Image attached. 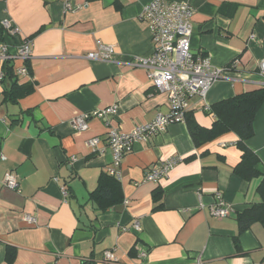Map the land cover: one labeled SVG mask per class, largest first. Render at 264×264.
I'll list each match as a JSON object with an SVG mask.
<instances>
[{
	"label": "crops",
	"instance_id": "0c3cea01",
	"mask_svg": "<svg viewBox=\"0 0 264 264\" xmlns=\"http://www.w3.org/2000/svg\"><path fill=\"white\" fill-rule=\"evenodd\" d=\"M150 1L75 0L80 7L66 11L64 0H0V39H20L3 33V20L33 39L29 75L18 80L33 90L11 101L5 89L13 80L0 84V264H264L261 222L239 235V247L234 240L238 213L262 201L260 178L234 172L242 156L234 131L198 146L186 122L170 124L150 141L134 142L124 157L123 202L101 211L90 200L101 174L113 167L109 126L92 118L79 130L74 118L116 104L111 126L130 132L170 108L168 92L132 65L151 50L141 17ZM184 1L195 8L192 50L216 67L237 60L204 99H190L191 116L211 127L215 116L206 106L264 86V0ZM99 42L115 47L114 60L86 57ZM254 127L247 145L264 172V103ZM94 137L103 152L90 149ZM174 156L183 159L167 176L145 180L155 164ZM8 171L17 174L19 189L4 185ZM218 193L233 210L223 218L211 213ZM27 215L37 222H26Z\"/></svg>",
	"mask_w": 264,
	"mask_h": 264
},
{
	"label": "built area",
	"instance_id": "2783aa9c",
	"mask_svg": "<svg viewBox=\"0 0 264 264\" xmlns=\"http://www.w3.org/2000/svg\"><path fill=\"white\" fill-rule=\"evenodd\" d=\"M75 0H64L66 11L79 8ZM194 6L184 0H152L144 6L142 19L151 31V50L147 55L136 56L133 66L145 69L149 81L160 91L168 92L170 96L169 111L158 113L151 121L135 126L130 132H125L116 126H111L112 118L118 113V105H111L103 109L85 112L74 118L76 129L88 128L92 118L103 119L107 126V147L112 151L113 167L110 172L119 177L118 168L126 154L132 150L134 142L139 140L150 141L154 135L164 131L170 124L186 122L190 111V99L194 96L205 98L213 84L225 77L226 73L236 66L234 63L225 67H216L208 55L203 52H194L190 45L193 28ZM3 33L10 36H20L18 42H9L0 39V84L7 78L5 63L13 65V72L20 80L29 75V62L33 55V39L22 36L21 29L12 20H3ZM254 38V35L252 36ZM115 47L98 43L95 51L89 52L86 57L90 60H114ZM264 72V62L261 63ZM211 106H206L209 111ZM89 147L93 152H103L99 147L100 137L89 140ZM0 158L5 159L0 151ZM75 159V158H74ZM181 156H174L155 164L146 174L145 180L158 182L182 161ZM4 185L11 189H19V178L13 171H8L4 178ZM63 194L68 195L63 188ZM232 208L226 204L220 193L217 201L211 208V213L223 218L232 213ZM26 222L35 224L36 217L27 215ZM134 227L140 230L139 222ZM107 259L114 260L112 252H106Z\"/></svg>",
	"mask_w": 264,
	"mask_h": 264
},
{
	"label": "trees",
	"instance_id": "16d2710c",
	"mask_svg": "<svg viewBox=\"0 0 264 264\" xmlns=\"http://www.w3.org/2000/svg\"><path fill=\"white\" fill-rule=\"evenodd\" d=\"M4 68L7 78L13 80L12 86L5 89L8 100L16 101L19 96L33 90L31 82L18 83L12 64L6 62ZM263 103L264 86L213 103L209 110V113L215 116L211 127L200 125L190 113L186 120L189 132L198 146L212 141L226 132L234 131L239 137L237 146L242 150L241 160L234 166V172L246 180L260 178L257 189L262 201L237 215L239 229L234 239L237 247H239V235L250 228L253 223L261 222L264 226V172L260 171L258 167L259 156L247 145V140L255 134V119ZM160 193L155 191V200L160 201ZM90 200L96 203L101 211H107L123 202V190L118 177L111 172L102 173L96 189L90 193ZM80 264H86V262Z\"/></svg>",
	"mask_w": 264,
	"mask_h": 264
}]
</instances>
